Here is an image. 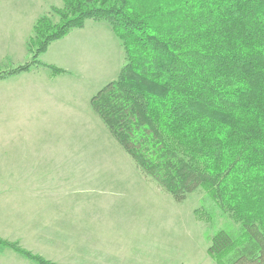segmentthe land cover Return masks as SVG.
I'll return each mask as SVG.
<instances>
[{
	"label": "trees",
	"instance_id": "16d2710c",
	"mask_svg": "<svg viewBox=\"0 0 264 264\" xmlns=\"http://www.w3.org/2000/svg\"><path fill=\"white\" fill-rule=\"evenodd\" d=\"M36 20L26 63L106 22L124 65L90 106L141 174L176 202L202 189L239 225L208 238L216 264H264V0H61ZM36 264H50L22 250Z\"/></svg>",
	"mask_w": 264,
	"mask_h": 264
},
{
	"label": "rangeland",
	"instance_id": "374dc122",
	"mask_svg": "<svg viewBox=\"0 0 264 264\" xmlns=\"http://www.w3.org/2000/svg\"><path fill=\"white\" fill-rule=\"evenodd\" d=\"M10 1L0 0V16L13 9L5 5ZM61 6V0H27L16 8L33 21ZM53 45L39 61L70 70L56 78L55 90L63 99L48 117L52 132L23 131L39 124L31 112L0 116V127L19 125L22 131L2 132V146L49 151L43 161L23 157L22 164L0 165V264H36L14 248L50 264H216L206 253L208 238L220 230L236 232L239 225L204 190L176 202L145 178L91 109L90 99L124 65L109 25L88 20L57 48ZM27 61L28 54L17 60L0 48V72ZM32 70L39 80L51 74L45 66ZM17 82L1 79L0 93H15ZM72 94L74 99L67 98ZM4 158L8 164L15 161Z\"/></svg>",
	"mask_w": 264,
	"mask_h": 264
},
{
	"label": "crops",
	"instance_id": "0c3cea01",
	"mask_svg": "<svg viewBox=\"0 0 264 264\" xmlns=\"http://www.w3.org/2000/svg\"><path fill=\"white\" fill-rule=\"evenodd\" d=\"M24 1L26 2L27 0ZM24 1L21 2L19 0H12L10 1V3L5 4L13 7V9H9L10 10L9 14L6 13L5 15L0 16V48L4 47L5 55H12L14 59L17 60L20 59L23 60L24 56L25 55L27 56V53L25 52L26 40L31 35L32 27L37 20L36 18L33 21H29L25 14L21 15L22 10L20 8H16L23 6L25 3ZM25 30L26 32L23 38L17 39L18 35ZM71 32L68 35H66L64 38L56 41L57 43L53 42L49 46V48L54 43L55 45L53 46L57 48L56 46H59L60 44L68 40V38H70ZM2 39H6L4 43L2 42ZM15 49H18L21 53L14 55L11 54L13 53V51H15ZM42 58L44 57L42 56ZM49 61L50 60L46 59L45 61L43 60L42 63L44 65L55 66L63 70L64 71L63 75L69 73L68 70H70V68H68V66L63 67L60 66L61 65L60 63L56 65ZM35 72H36L35 70L30 69L28 72L22 73L17 76L9 77V78H14L15 80L18 79L17 83H19V86L15 93H13L10 90H6L0 93V106L1 105L6 106L5 111H3L2 109L3 107L0 108V116L2 115V113H3L2 117H7L9 113H16L17 115H23L31 112L32 114H34L33 119H37V122L39 124L35 125L32 128H25L22 130L25 132L32 131L38 133H51L52 130L48 129V125H51L49 123L48 117H51L52 112L56 110L55 106H62L63 95L61 92L55 90V86L58 85V80L56 78L60 75L52 76L51 74H49L48 77H46V79L39 80V79H35L38 77H33V76H38L35 75ZM67 91H69V89ZM74 96L75 95L73 94L69 96L67 95V98L74 99ZM1 97H3V99H1ZM71 106H74V103H72ZM75 107L77 109L79 108L78 105H76ZM71 112H77V111H71ZM4 127L5 128L7 127L8 129H4ZM4 127L2 126L0 127V134L2 132L22 133V131H19L17 129L19 125L14 126L12 124H8ZM13 146L14 147L11 148L8 145L2 146V144H0V160H1L0 165L22 164L23 161L20 162L19 159H22L23 157L39 158L43 161L46 159L49 153V151L47 150H44L45 153L44 152L36 153V151L33 148L20 147L19 145H13ZM6 155L12 156L15 159V161H13V163L11 164L6 163L4 158V156ZM50 157H52L51 153H50Z\"/></svg>",
	"mask_w": 264,
	"mask_h": 264
}]
</instances>
